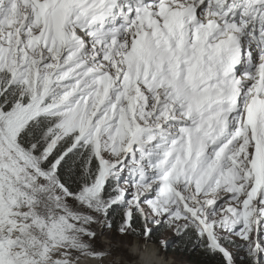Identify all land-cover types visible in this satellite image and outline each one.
<instances>
[{
    "label": "snow or ice",
    "instance_id": "snow-or-ice-1",
    "mask_svg": "<svg viewBox=\"0 0 264 264\" xmlns=\"http://www.w3.org/2000/svg\"><path fill=\"white\" fill-rule=\"evenodd\" d=\"M168 233L264 264V0H0V264H177Z\"/></svg>",
    "mask_w": 264,
    "mask_h": 264
},
{
    "label": "rangeland",
    "instance_id": "rangeland-1",
    "mask_svg": "<svg viewBox=\"0 0 264 264\" xmlns=\"http://www.w3.org/2000/svg\"><path fill=\"white\" fill-rule=\"evenodd\" d=\"M167 235L169 236V238L174 239V238L171 237V234H170V233H168ZM120 240H121V238L117 237L115 240H113V241H111V242H112V243H119ZM173 241H174V242H173V244H174V243H175V239H174ZM173 250H174V248L172 247V251H173ZM173 252H175L176 254L174 255V253H171V252H170V253L167 252V253H169L170 257H175L176 260H177V262H178V264H179V263H181V264H192L191 262H189V261L185 258L186 256H184L183 253H181V252H177L176 250L173 251ZM169 255H167V256H169ZM170 257H168V258H170Z\"/></svg>",
    "mask_w": 264,
    "mask_h": 264
},
{
    "label": "trees",
    "instance_id": "trees-1",
    "mask_svg": "<svg viewBox=\"0 0 264 264\" xmlns=\"http://www.w3.org/2000/svg\"><path fill=\"white\" fill-rule=\"evenodd\" d=\"M175 239V238H174ZM173 239V240H174ZM172 247L174 248L173 251H177V248L179 247L178 244L174 243L172 245ZM172 247L169 249V252L174 253V255L176 254L175 252L172 251ZM179 252V251H177ZM182 253V252H181ZM184 255V254H183ZM189 262H191L192 264H202V258L199 256H192V257H185Z\"/></svg>",
    "mask_w": 264,
    "mask_h": 264
}]
</instances>
